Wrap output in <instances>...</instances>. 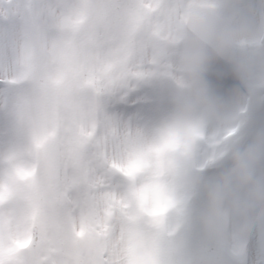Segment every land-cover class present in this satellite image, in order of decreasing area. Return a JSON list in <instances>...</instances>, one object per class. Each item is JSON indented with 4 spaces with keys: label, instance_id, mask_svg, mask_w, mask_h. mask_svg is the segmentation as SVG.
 I'll list each match as a JSON object with an SVG mask.
<instances>
[{
    "label": "clouds",
    "instance_id": "1",
    "mask_svg": "<svg viewBox=\"0 0 264 264\" xmlns=\"http://www.w3.org/2000/svg\"><path fill=\"white\" fill-rule=\"evenodd\" d=\"M0 264H264V0H0Z\"/></svg>",
    "mask_w": 264,
    "mask_h": 264
},
{
    "label": "snow or ice",
    "instance_id": "2",
    "mask_svg": "<svg viewBox=\"0 0 264 264\" xmlns=\"http://www.w3.org/2000/svg\"><path fill=\"white\" fill-rule=\"evenodd\" d=\"M167 208L166 207H160L159 209L155 210L153 212L154 215H163L164 212H166Z\"/></svg>",
    "mask_w": 264,
    "mask_h": 264
}]
</instances>
